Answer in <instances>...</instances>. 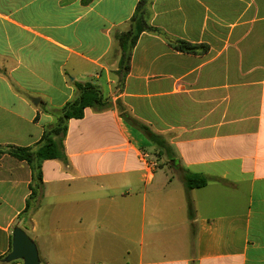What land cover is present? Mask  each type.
<instances>
[{
	"label": "crops",
	"instance_id": "obj_1",
	"mask_svg": "<svg viewBox=\"0 0 264 264\" xmlns=\"http://www.w3.org/2000/svg\"><path fill=\"white\" fill-rule=\"evenodd\" d=\"M138 2L0 0V145L38 143L78 98L74 82L110 104L70 119L66 161L42 164L29 218L40 264H264V0H151L160 34L140 33L120 82L117 36ZM175 40L208 51L181 53ZM140 152L158 162L151 175ZM186 172L206 185L186 189ZM30 181L25 162L1 157L0 264H22L2 260Z\"/></svg>",
	"mask_w": 264,
	"mask_h": 264
},
{
	"label": "trees",
	"instance_id": "obj_2",
	"mask_svg": "<svg viewBox=\"0 0 264 264\" xmlns=\"http://www.w3.org/2000/svg\"><path fill=\"white\" fill-rule=\"evenodd\" d=\"M151 0H139L135 11L130 19L127 31L117 36L121 55L118 64L117 75L119 81L123 82L129 71L132 49L142 32L160 34V31L149 24L148 8ZM172 48L178 52L186 54H204L208 51L206 45H193L182 40L170 42ZM74 87L78 91V98L67 103L60 111L54 125L46 128L38 143L30 147H18L13 145H0V159L3 155L25 162L30 169L31 181L29 184L30 194L25 202V207L19 216L27 214L33 203L42 195V164L48 160L66 161L64 153L63 139L66 134L67 122L70 119H81L85 108L106 109L110 104L104 100L101 90L90 82L76 83ZM116 108L120 117L132 128L139 131L151 146L155 148L158 157H164L169 161L174 160V153L167 140L154 132L147 126L132 117L125 108L116 102ZM207 183L205 177L186 172L184 175V185L186 189H196L204 187ZM191 205L188 202V216L191 217Z\"/></svg>",
	"mask_w": 264,
	"mask_h": 264
},
{
	"label": "water",
	"instance_id": "obj_3",
	"mask_svg": "<svg viewBox=\"0 0 264 264\" xmlns=\"http://www.w3.org/2000/svg\"><path fill=\"white\" fill-rule=\"evenodd\" d=\"M2 261L4 263L21 261L22 264H40L35 243L18 226L12 230L10 253Z\"/></svg>",
	"mask_w": 264,
	"mask_h": 264
},
{
	"label": "built area",
	"instance_id": "obj_4",
	"mask_svg": "<svg viewBox=\"0 0 264 264\" xmlns=\"http://www.w3.org/2000/svg\"><path fill=\"white\" fill-rule=\"evenodd\" d=\"M138 159L146 172V176L151 175L158 168L157 160L150 156L147 152H140L138 154Z\"/></svg>",
	"mask_w": 264,
	"mask_h": 264
},
{
	"label": "rangeland",
	"instance_id": "obj_5",
	"mask_svg": "<svg viewBox=\"0 0 264 264\" xmlns=\"http://www.w3.org/2000/svg\"><path fill=\"white\" fill-rule=\"evenodd\" d=\"M153 156H155L154 153H153ZM159 162H161L162 165H164V163H166L164 158L162 160L160 158ZM163 168L166 170V167H163ZM36 206H37V204L33 203L31 209L27 212V214L21 215L20 219L18 220L19 221V226H20L19 228H22V230L23 229H26V230L28 229L29 233L28 232L26 233L25 230H23V231L30 237L31 240H32L33 235H31V231H30L29 218H30V216L33 213V210H34L33 208H35Z\"/></svg>",
	"mask_w": 264,
	"mask_h": 264
}]
</instances>
